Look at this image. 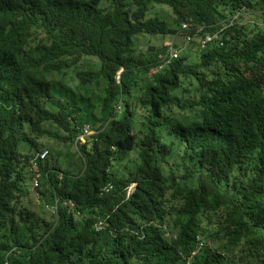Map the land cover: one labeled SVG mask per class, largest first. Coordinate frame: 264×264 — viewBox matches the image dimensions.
I'll return each mask as SVG.
<instances>
[{
    "label": "trees",
    "instance_id": "trees-1",
    "mask_svg": "<svg viewBox=\"0 0 264 264\" xmlns=\"http://www.w3.org/2000/svg\"><path fill=\"white\" fill-rule=\"evenodd\" d=\"M257 6L264 0H0V264H223L226 253L206 246L210 224L226 250L245 241L248 264H264V30L221 11ZM183 22L225 27L197 60L184 47L151 72L161 56L137 46L170 40ZM83 56L98 64L76 70V89L49 79ZM85 125L94 132L81 141ZM30 132L74 142L83 174L48 166L49 154L32 165L42 148L27 154ZM134 150L132 169L112 170ZM250 163L246 183L224 184ZM30 167L53 196L56 219L43 228L19 203Z\"/></svg>",
    "mask_w": 264,
    "mask_h": 264
},
{
    "label": "rangeland",
    "instance_id": "rangeland-1",
    "mask_svg": "<svg viewBox=\"0 0 264 264\" xmlns=\"http://www.w3.org/2000/svg\"><path fill=\"white\" fill-rule=\"evenodd\" d=\"M221 11L226 15V18L232 17L236 12L240 13L239 18L237 19V21L234 22V25H236V27H245L247 31L252 28L264 30V6H257L256 8L249 10L243 9L241 11H235L232 14L229 13L228 9H224ZM160 14H163L166 17L165 12H163L161 9ZM165 39L166 37L162 36H144L143 41H145L146 43L139 45V47L137 46V48L146 51L147 47L150 46L151 48L148 47L147 49L148 53L153 55L158 54L159 56H161L162 54L160 53V47L165 45V42H167V39ZM181 45L183 46V48L186 47L185 50L187 51L185 54H188L189 58H192L191 60L194 61L198 59L199 53L197 51V46L195 42L189 44L181 43ZM97 64L98 60L95 57L83 56L81 59H79V62L77 63L75 68H69L66 70V72L58 73L55 76L50 75L49 79L55 81V83H57V85L59 86L63 87L64 85H68L73 89H76V87L79 86V80L76 78L75 75L76 70L87 67H96ZM261 70L262 74L264 75V67ZM250 71H255V69L253 68ZM95 93H99L98 86L95 88ZM95 111H98L97 107H95ZM141 111L142 110L140 109L139 112ZM140 115L141 114L139 113L137 123L134 125L133 128L135 132H137L141 123V118L139 117ZM45 126L55 128L54 125H50L48 123H46ZM84 127H86V125ZM93 132L94 131L89 130L88 133H85V135L92 134ZM30 135L32 138L36 139L37 146L31 147L29 150H27V154L34 153L35 151L41 148H46L49 150V156L47 157L48 166H57L60 172H65L72 175L83 174V161L77 152V148L74 142L68 141V143H65L47 135L38 136L35 132H30ZM85 135H83V137H81L82 135H80L79 138L81 139V141H84ZM137 139L139 138L137 137ZM22 153L24 154V152ZM181 153L182 151L179 150L176 156L170 159L169 164L172 165L174 162L179 160L181 158ZM137 160V151L134 150L133 152H131L129 158L126 161L113 164L112 170L117 171L119 174H125L129 169L133 168V165H135V162ZM252 171V164H245L242 166V171H240L239 173H232L224 184H227L226 186L231 187L233 183H246L249 176L252 174ZM178 180L182 181V179ZM24 185L25 193L24 195H21L19 197L20 205L27 209L29 212H33L34 215L38 217V226L40 228H43L45 226L44 224L52 223L56 219V213L54 204L51 203V199L53 198V196L47 183L39 176V184L37 186H34L31 180L29 179L28 181L27 179L26 181H24ZM214 228L215 227H213L212 224L209 225L210 234L208 235V240H205L207 242L206 246L210 245L209 248L218 251H224L226 253L227 258L226 260H224L223 264H248V261L251 259V256H248L247 254V243L245 241H241L237 246H233L231 251L226 250L223 234L218 233L217 235L213 236L216 231ZM258 238H263V234L259 235Z\"/></svg>",
    "mask_w": 264,
    "mask_h": 264
},
{
    "label": "built area",
    "instance_id": "built-area-1",
    "mask_svg": "<svg viewBox=\"0 0 264 264\" xmlns=\"http://www.w3.org/2000/svg\"><path fill=\"white\" fill-rule=\"evenodd\" d=\"M240 16V13H235L231 18L238 19ZM225 25L217 26V24L210 25V29L206 30L205 24H198L195 25L191 22H183L176 31V33L173 34L172 38L165 42V50L164 53L161 55V60L159 61L158 65L154 66L152 68V72H157L158 70L162 69L168 64H171V62L176 59L179 55V52L181 48H183L182 45L177 41V38H181L184 43H191L195 42L197 47L205 48L207 45L214 43V41H220L221 39V32L223 31ZM89 127L86 126L84 128V132L88 133ZM49 154V150L44 148L40 151H37L35 155L30 159V163L32 165H35L38 160H43L46 158V156ZM32 184L34 186H37L39 184L38 177L33 173V168L30 167V177ZM66 205L68 208H71L73 206V203L71 200H68L66 202ZM103 228L102 221H98L96 224V229L100 230Z\"/></svg>",
    "mask_w": 264,
    "mask_h": 264
},
{
    "label": "clouds",
    "instance_id": "clouds-1",
    "mask_svg": "<svg viewBox=\"0 0 264 264\" xmlns=\"http://www.w3.org/2000/svg\"><path fill=\"white\" fill-rule=\"evenodd\" d=\"M178 39H180V40H178ZM169 39H167V41H168ZM177 41L180 43V45H181V43H184L183 42V40L181 39V38H177ZM184 44H187V43H184ZM152 70V69H151ZM152 72V71H151ZM86 126H88V125H86ZM89 127V126H88ZM85 128V127H84ZM84 128H83V133L81 134L82 136L81 137H83V135H85V132H84ZM89 130H91L92 131V129H90V127H89ZM30 180V179H29ZM39 180V179H38ZM130 189H131V187L128 189V193L130 192Z\"/></svg>",
    "mask_w": 264,
    "mask_h": 264
}]
</instances>
